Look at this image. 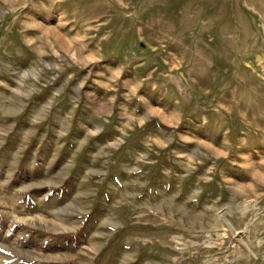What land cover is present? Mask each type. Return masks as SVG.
Instances as JSON below:
<instances>
[{"label":"rangeland","instance_id":"rangeland-1","mask_svg":"<svg viewBox=\"0 0 264 264\" xmlns=\"http://www.w3.org/2000/svg\"><path fill=\"white\" fill-rule=\"evenodd\" d=\"M0 264H264V0H0Z\"/></svg>","mask_w":264,"mask_h":264},{"label":"bare ground","instance_id":"bare-ground-1","mask_svg":"<svg viewBox=\"0 0 264 264\" xmlns=\"http://www.w3.org/2000/svg\"><path fill=\"white\" fill-rule=\"evenodd\" d=\"M251 110H252V108H251Z\"/></svg>","mask_w":264,"mask_h":264}]
</instances>
